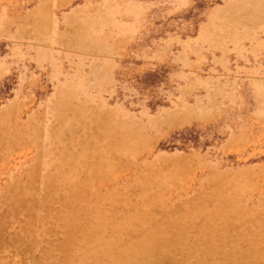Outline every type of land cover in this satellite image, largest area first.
<instances>
[{"label":"rangeland","instance_id":"374dc122","mask_svg":"<svg viewBox=\"0 0 264 264\" xmlns=\"http://www.w3.org/2000/svg\"><path fill=\"white\" fill-rule=\"evenodd\" d=\"M261 1L0 0V264H264Z\"/></svg>","mask_w":264,"mask_h":264},{"label":"bare ground","instance_id":"6f19581e","mask_svg":"<svg viewBox=\"0 0 264 264\" xmlns=\"http://www.w3.org/2000/svg\"><path fill=\"white\" fill-rule=\"evenodd\" d=\"M264 0H262L261 2H259L258 4H257V6H259V7H261V8H257V9H255V10H257L255 13H254V16H255V18L256 17H260L262 14H263V12H264ZM130 137H131V135H130ZM133 138V137H132ZM139 218V220H141L142 219V216H139L138 217ZM124 219V218H123ZM234 228V227H233ZM232 228V229H233ZM219 232H220V230H219ZM238 232V231H237ZM218 233V232H217ZM220 233H222V232H220ZM240 233V232H239ZM219 234V233H218ZM231 234V233H230ZM226 236V234H225V232H223L221 235H220V237H225ZM205 248H203L204 250H208V252H213V251H217V248L215 247V246H213L210 242H208V241H206L205 242ZM140 251L141 252H146L145 250H143V249H140ZM107 252V251H106ZM205 253V252H204ZM207 254V253H206ZM107 255L108 256H110L111 254H110V252H107ZM132 256H134V255H132ZM132 258H134V257H129V259L127 260V264H135V261H133V259ZM255 259H261L262 261H264V256H259V257H256ZM109 262H111L112 264H115L116 263V261H109ZM261 264V263H260Z\"/></svg>","mask_w":264,"mask_h":264},{"label":"trees","instance_id":"16d2710c","mask_svg":"<svg viewBox=\"0 0 264 264\" xmlns=\"http://www.w3.org/2000/svg\"><path fill=\"white\" fill-rule=\"evenodd\" d=\"M179 137H181L183 140L189 138L190 136V131L189 130H183V131H180L179 133Z\"/></svg>","mask_w":264,"mask_h":264}]
</instances>
